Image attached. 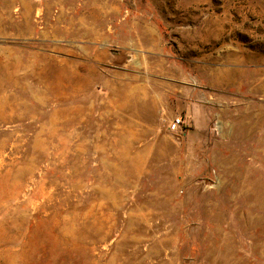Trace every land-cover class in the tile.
<instances>
[{"label": "rangeland", "instance_id": "obj_1", "mask_svg": "<svg viewBox=\"0 0 264 264\" xmlns=\"http://www.w3.org/2000/svg\"><path fill=\"white\" fill-rule=\"evenodd\" d=\"M0 264H264V0H0Z\"/></svg>", "mask_w": 264, "mask_h": 264}, {"label": "built area", "instance_id": "obj_2", "mask_svg": "<svg viewBox=\"0 0 264 264\" xmlns=\"http://www.w3.org/2000/svg\"><path fill=\"white\" fill-rule=\"evenodd\" d=\"M183 126V119L181 116H174L168 123L170 131H178Z\"/></svg>", "mask_w": 264, "mask_h": 264}, {"label": "crops", "instance_id": "obj_3", "mask_svg": "<svg viewBox=\"0 0 264 264\" xmlns=\"http://www.w3.org/2000/svg\"><path fill=\"white\" fill-rule=\"evenodd\" d=\"M134 114H136L138 118L130 119L129 120L130 122L128 123L129 126H132L134 128H140V129H142L143 127H148V124L146 123V121L140 118L141 116L140 114L138 115L137 112H134Z\"/></svg>", "mask_w": 264, "mask_h": 264}]
</instances>
